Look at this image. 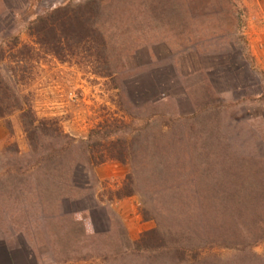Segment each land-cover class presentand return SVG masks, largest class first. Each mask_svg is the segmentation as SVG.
Wrapping results in <instances>:
<instances>
[{
  "label": "rangeland",
  "instance_id": "rangeland-1",
  "mask_svg": "<svg viewBox=\"0 0 264 264\" xmlns=\"http://www.w3.org/2000/svg\"><path fill=\"white\" fill-rule=\"evenodd\" d=\"M262 202L264 0H0V264H264Z\"/></svg>",
  "mask_w": 264,
  "mask_h": 264
},
{
  "label": "trees",
  "instance_id": "trees-1",
  "mask_svg": "<svg viewBox=\"0 0 264 264\" xmlns=\"http://www.w3.org/2000/svg\"><path fill=\"white\" fill-rule=\"evenodd\" d=\"M57 12V13H56ZM59 13V11L57 10V8L56 9H54V11L53 12H50L49 13V16H52L53 14H56L55 15V18H57V16H59L60 18H61V20L60 21H62L63 19H64V17L62 16V15H60V14H58ZM36 19L37 18H35L34 19V22L36 21ZM38 19H40V20H42V18L41 17H39ZM56 21V20H55ZM54 21V22H55ZM57 21H59V20H57ZM56 21V22H57ZM58 23L59 22H57L56 23V25H58ZM62 23H64V22H62ZM51 29V28H50ZM61 26H60V24H59V28H58V30L57 31H61ZM55 33H57L56 31H55ZM58 37H56V36H54V38L52 39V40H54V41H56V39H57ZM51 40V41H52ZM55 47V46H54ZM55 49V48H54ZM190 142H193L192 144H194L195 146L193 147V148H195V147H198L199 146V150L201 151V150H204V146H205V143L204 142H201V140H199V141H190ZM189 143V142H188ZM148 151H150V150H148ZM167 151V152H166ZM174 152V151H176V150H174V146L173 147H171L170 146V150H169V152ZM164 153V152H163ZM162 152H161V155L162 156H164L165 158L167 157V156H169V155H167L168 154V150H165V153L163 154ZM182 153H184V151H182ZM201 156H204V155H201ZM192 165H194V164H192ZM244 165V169L247 171H250L252 174H255V166H250V167H248V165L246 164V163H244L243 164ZM194 172H196V173H200L201 172V170H202V166L200 165V164H196L194 167H193V169H192ZM202 189H203V186H202ZM157 198H158V196H157ZM263 207V208H262ZM261 210L260 211H263V209H264V205H263V202H262V204H261ZM253 223H254V221H252ZM253 225L254 224H252V223H250V224H248V227L246 228V231H245V233L243 234V233H238V235L236 236V239H235V241H237V240H246V242H244V243H250V244H255V243H257L258 241H260V240H263L264 239V228L263 229H261V230H259V229H257L256 227H253ZM219 239H221L220 238V236H217V235H213V236H211L210 237V240H213V241H218ZM228 238H223V240L222 241H225V240H227ZM234 241V242H235Z\"/></svg>",
  "mask_w": 264,
  "mask_h": 264
}]
</instances>
